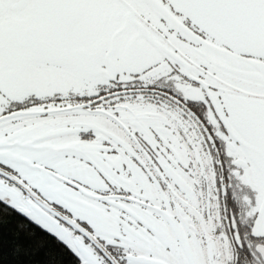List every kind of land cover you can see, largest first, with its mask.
<instances>
[{
  "label": "snow or ice",
  "instance_id": "1",
  "mask_svg": "<svg viewBox=\"0 0 264 264\" xmlns=\"http://www.w3.org/2000/svg\"><path fill=\"white\" fill-rule=\"evenodd\" d=\"M13 256L264 264V0H0Z\"/></svg>",
  "mask_w": 264,
  "mask_h": 264
},
{
  "label": "trees",
  "instance_id": "2",
  "mask_svg": "<svg viewBox=\"0 0 264 264\" xmlns=\"http://www.w3.org/2000/svg\"><path fill=\"white\" fill-rule=\"evenodd\" d=\"M3 204L0 203V264H73L75 257L69 249L55 241V238L42 233L39 228H36L37 233L41 236H46V239L51 242L52 249L48 255L41 253L34 257L18 258L11 254L9 246L4 236L3 228Z\"/></svg>",
  "mask_w": 264,
  "mask_h": 264
}]
</instances>
